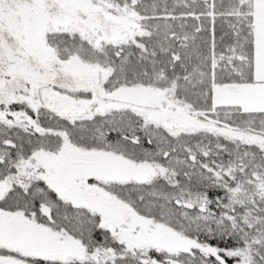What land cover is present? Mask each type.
Segmentation results:
<instances>
[{"label":"snow or ice","instance_id":"snow-or-ice-1","mask_svg":"<svg viewBox=\"0 0 264 264\" xmlns=\"http://www.w3.org/2000/svg\"><path fill=\"white\" fill-rule=\"evenodd\" d=\"M0 264H264V0H0Z\"/></svg>","mask_w":264,"mask_h":264}]
</instances>
